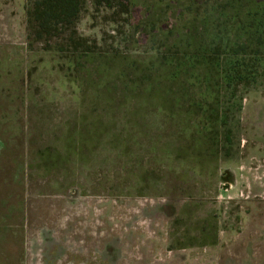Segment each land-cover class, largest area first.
Segmentation results:
<instances>
[{
  "label": "rangeland",
  "instance_id": "374dc122",
  "mask_svg": "<svg viewBox=\"0 0 264 264\" xmlns=\"http://www.w3.org/2000/svg\"><path fill=\"white\" fill-rule=\"evenodd\" d=\"M0 264H264V0H0Z\"/></svg>",
  "mask_w": 264,
  "mask_h": 264
},
{
  "label": "trees",
  "instance_id": "16d2710c",
  "mask_svg": "<svg viewBox=\"0 0 264 264\" xmlns=\"http://www.w3.org/2000/svg\"><path fill=\"white\" fill-rule=\"evenodd\" d=\"M48 16H49V12H48V10H46L44 12V15L42 14V17L44 19V21H43L44 23H46L48 21L47 20ZM63 142H64V147H65V151L64 150L62 151L63 153L61 152V150L54 151V150H51V149L50 150L38 149L36 151V153H37V156H36L37 157V162H36L35 165L33 164L32 167L33 166H35V167L38 166L39 168L43 169V171H45L46 173H49V170L51 171V165L50 164H45V160H46V157H48V155H47L48 153L53 154L52 159L56 161V164H57V162H60L63 165V163L65 161H67L65 154L67 152H72L73 151V148L71 146L72 145L71 139H65L64 138ZM78 142H83V139L81 138L80 140H78Z\"/></svg>",
  "mask_w": 264,
  "mask_h": 264
}]
</instances>
